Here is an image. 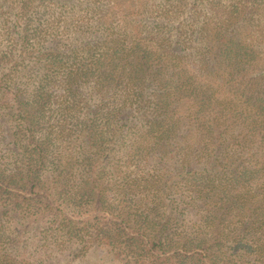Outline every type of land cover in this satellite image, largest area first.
Here are the masks:
<instances>
[{"label":"trees","instance_id":"16d2710c","mask_svg":"<svg viewBox=\"0 0 264 264\" xmlns=\"http://www.w3.org/2000/svg\"><path fill=\"white\" fill-rule=\"evenodd\" d=\"M0 264H264V0H0Z\"/></svg>","mask_w":264,"mask_h":264}]
</instances>
